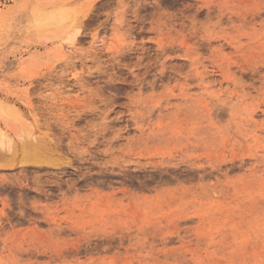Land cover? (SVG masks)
I'll use <instances>...</instances> for the list:
<instances>
[{
    "label": "rangeland",
    "instance_id": "1",
    "mask_svg": "<svg viewBox=\"0 0 264 264\" xmlns=\"http://www.w3.org/2000/svg\"><path fill=\"white\" fill-rule=\"evenodd\" d=\"M25 129L60 161L1 152L0 264H264V0H0Z\"/></svg>",
    "mask_w": 264,
    "mask_h": 264
},
{
    "label": "bare ground",
    "instance_id": "2",
    "mask_svg": "<svg viewBox=\"0 0 264 264\" xmlns=\"http://www.w3.org/2000/svg\"><path fill=\"white\" fill-rule=\"evenodd\" d=\"M58 8L59 9L56 8L57 11L54 14H51V15L44 14V12L46 13V11L43 12L44 15L41 14L43 16V19H44V21L42 20L44 23V27H50V26L51 27H53V26L58 27V25H60V27H61V25H62L63 30H60L59 33L62 34V31H63L64 34L67 36H69L68 32L69 31L71 32V30H73L74 33H77L78 32L77 27H76L77 26V18H76L77 16L71 15V17H67L64 10L63 11L60 10V9H62V7L61 8L58 7ZM42 16H40V14H39V17L38 16L33 17L32 23L37 25L38 20ZM63 37H64V35H63ZM68 38L69 39L71 38L72 41L75 40L74 34L72 36H69ZM68 38H64V39L66 40ZM26 131L27 132L19 134V137H18L19 140H18V142L16 141L18 146L16 143L13 142L12 138H10L9 136L5 135L3 132L0 131V158H1L2 154H4L1 152L6 151L7 155L5 158L3 157L4 156L3 155L2 159L4 158L6 161L11 162V163H12V161L14 162L15 160H17L18 162H20V164L21 163H24V164L29 163L32 165L34 164L36 166H38L40 164H42V165L44 164V166L49 165L52 168H54V166H58L60 160L56 158V156H55L56 153L54 152L55 150L53 149L51 144L48 143L46 141V139H43L41 137L34 135L31 131H29V130H26ZM4 163H5V161H4Z\"/></svg>",
    "mask_w": 264,
    "mask_h": 264
}]
</instances>
